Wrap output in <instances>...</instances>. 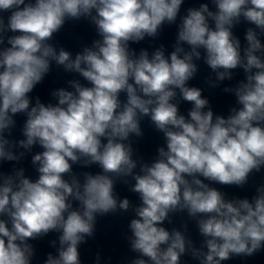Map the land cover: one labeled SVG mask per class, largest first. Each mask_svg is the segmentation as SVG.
<instances>
[{
	"label": "clouds",
	"instance_id": "obj_1",
	"mask_svg": "<svg viewBox=\"0 0 264 264\" xmlns=\"http://www.w3.org/2000/svg\"><path fill=\"white\" fill-rule=\"evenodd\" d=\"M184 5L0 0V264H83L98 219L118 214L129 216L122 264L264 252V183L253 182L264 170V0ZM79 22L95 38L73 53L56 37ZM166 28L169 46L158 43ZM201 65L204 88L191 83ZM54 67L71 78L42 102L34 90ZM226 81L235 103L217 114L202 93ZM145 124L162 140L150 159ZM233 186L254 193L223 190ZM50 236L41 260L36 242Z\"/></svg>",
	"mask_w": 264,
	"mask_h": 264
}]
</instances>
